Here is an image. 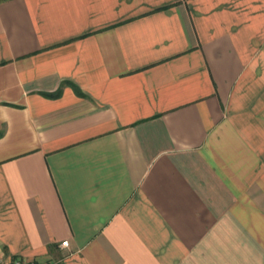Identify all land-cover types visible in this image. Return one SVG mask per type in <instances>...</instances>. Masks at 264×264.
<instances>
[{
	"label": "crops",
	"instance_id": "crops-1",
	"mask_svg": "<svg viewBox=\"0 0 264 264\" xmlns=\"http://www.w3.org/2000/svg\"><path fill=\"white\" fill-rule=\"evenodd\" d=\"M2 256L264 264V0L0 1Z\"/></svg>",
	"mask_w": 264,
	"mask_h": 264
},
{
	"label": "built area",
	"instance_id": "built-area-1",
	"mask_svg": "<svg viewBox=\"0 0 264 264\" xmlns=\"http://www.w3.org/2000/svg\"><path fill=\"white\" fill-rule=\"evenodd\" d=\"M68 241L64 240L61 242L62 246H67ZM54 261H48L45 263H35V264H54ZM0 264H23V261L20 257H8L6 258L5 256H2L0 258Z\"/></svg>",
	"mask_w": 264,
	"mask_h": 264
},
{
	"label": "trees",
	"instance_id": "trees-1",
	"mask_svg": "<svg viewBox=\"0 0 264 264\" xmlns=\"http://www.w3.org/2000/svg\"><path fill=\"white\" fill-rule=\"evenodd\" d=\"M0 1H2V0H0ZM74 89H75V91H77L78 93H80V91L78 90V88L76 87V86H72ZM54 264H57V263H54Z\"/></svg>",
	"mask_w": 264,
	"mask_h": 264
}]
</instances>
